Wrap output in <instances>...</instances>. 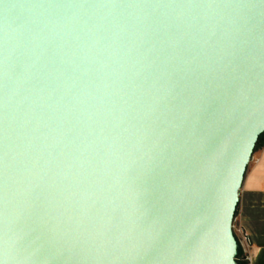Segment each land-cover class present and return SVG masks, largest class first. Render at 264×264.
<instances>
[{
	"label": "water",
	"instance_id": "obj_1",
	"mask_svg": "<svg viewBox=\"0 0 264 264\" xmlns=\"http://www.w3.org/2000/svg\"><path fill=\"white\" fill-rule=\"evenodd\" d=\"M264 133V0H0V264H240Z\"/></svg>",
	"mask_w": 264,
	"mask_h": 264
},
{
	"label": "rangeland",
	"instance_id": "obj_2",
	"mask_svg": "<svg viewBox=\"0 0 264 264\" xmlns=\"http://www.w3.org/2000/svg\"><path fill=\"white\" fill-rule=\"evenodd\" d=\"M256 168H257V172L254 174ZM263 175H264V138L258 142V145L255 148L251 161L247 167L245 179L248 177L254 183V181L255 182L260 181ZM243 187H245L244 183L242 185V189L240 193V201L233 222V226H235L233 229L237 237V240L239 238L237 230L240 227H242L241 222L239 220V216L242 213V210L250 217V219L252 218L251 224L254 226L253 228L258 230V232L264 231V199H263L264 197L255 196L248 198L243 193ZM237 260L240 264H248L247 261L243 258L241 250H239Z\"/></svg>",
	"mask_w": 264,
	"mask_h": 264
},
{
	"label": "crops",
	"instance_id": "obj_3",
	"mask_svg": "<svg viewBox=\"0 0 264 264\" xmlns=\"http://www.w3.org/2000/svg\"><path fill=\"white\" fill-rule=\"evenodd\" d=\"M257 172V168L254 174ZM245 187H243V193L246 197L263 196L264 197V175L261 177L260 181L250 180L246 178L244 181ZM264 199V198H263ZM252 219V218H251ZM250 217L243 212L239 216L242 227L248 232L252 240V251L254 253L253 264H264V231L258 232L254 226L251 224Z\"/></svg>",
	"mask_w": 264,
	"mask_h": 264
},
{
	"label": "built area",
	"instance_id": "obj_4",
	"mask_svg": "<svg viewBox=\"0 0 264 264\" xmlns=\"http://www.w3.org/2000/svg\"><path fill=\"white\" fill-rule=\"evenodd\" d=\"M237 231L240 250L242 251L243 258L247 261L248 264H253L254 253L252 251L251 236L243 227H240Z\"/></svg>",
	"mask_w": 264,
	"mask_h": 264
},
{
	"label": "trees",
	"instance_id": "obj_5",
	"mask_svg": "<svg viewBox=\"0 0 264 264\" xmlns=\"http://www.w3.org/2000/svg\"><path fill=\"white\" fill-rule=\"evenodd\" d=\"M264 138V133L260 135L259 141L262 140ZM258 145V144H257ZM256 145V147H257ZM236 215V214H235Z\"/></svg>",
	"mask_w": 264,
	"mask_h": 264
}]
</instances>
